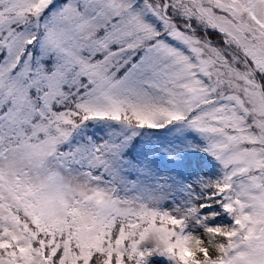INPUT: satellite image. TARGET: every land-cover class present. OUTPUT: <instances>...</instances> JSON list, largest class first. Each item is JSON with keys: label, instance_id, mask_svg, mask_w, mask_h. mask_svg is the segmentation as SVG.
Masks as SVG:
<instances>
[{"label": "snow or ice", "instance_id": "6c2138e0", "mask_svg": "<svg viewBox=\"0 0 264 264\" xmlns=\"http://www.w3.org/2000/svg\"><path fill=\"white\" fill-rule=\"evenodd\" d=\"M157 255L264 264V0H0V264Z\"/></svg>", "mask_w": 264, "mask_h": 264}, {"label": "trees", "instance_id": "16d2710c", "mask_svg": "<svg viewBox=\"0 0 264 264\" xmlns=\"http://www.w3.org/2000/svg\"><path fill=\"white\" fill-rule=\"evenodd\" d=\"M208 38L212 40V37L208 35ZM213 42H216L212 40ZM187 170L190 171L188 177L191 179L192 174H198L206 177H214L217 174V165L213 162L211 157L205 156L200 153H194V154H186V156L183 159L182 164ZM197 168L199 172L195 171L194 168ZM206 171L207 175H204L202 172ZM206 212L208 210H205ZM223 222L224 224H231L232 221L228 216L217 218V220L209 221L210 226H215L219 223ZM198 234H203V228L197 229ZM158 260H162V264H170V261L168 258H160L157 257Z\"/></svg>", "mask_w": 264, "mask_h": 264}, {"label": "rangeland", "instance_id": "374dc122", "mask_svg": "<svg viewBox=\"0 0 264 264\" xmlns=\"http://www.w3.org/2000/svg\"><path fill=\"white\" fill-rule=\"evenodd\" d=\"M208 35H210V36L212 37V40L216 41V42H214V43H218V42H219V40H220V36H219V34L209 31ZM191 154H194V153H191ZM182 162H183V161H182ZM182 162L178 165V167H180V168L186 170V171H185V175H188V173H190V171L187 170L183 165H181ZM166 170H167V169H165V171H166ZM194 170L197 171V172H199V170H197L196 167L194 168ZM202 173H203L204 175H207V172H206V171H203ZM188 179H190V178L188 177ZM165 207H170V205H167V204H166ZM201 235H202V233H201ZM149 247H151V245H149ZM157 257H160V258H163V259L167 258L166 256H160V255L152 256L151 258L148 259V264H162V260H158Z\"/></svg>", "mask_w": 264, "mask_h": 264}, {"label": "clouds", "instance_id": "9594fccd", "mask_svg": "<svg viewBox=\"0 0 264 264\" xmlns=\"http://www.w3.org/2000/svg\"><path fill=\"white\" fill-rule=\"evenodd\" d=\"M207 239L209 240V243L206 244V245H203V246H205V247L214 246V244L216 243V241L213 240V238L211 236H208ZM195 258L199 260L200 259L199 254H197V256ZM96 264H104V258L103 257H97Z\"/></svg>", "mask_w": 264, "mask_h": 264}]
</instances>
